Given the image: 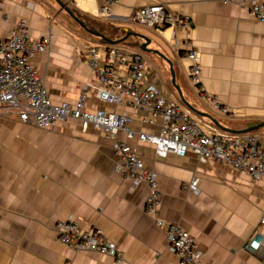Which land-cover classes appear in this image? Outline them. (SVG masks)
<instances>
[{
	"label": "crops",
	"instance_id": "0c3cea01",
	"mask_svg": "<svg viewBox=\"0 0 264 264\" xmlns=\"http://www.w3.org/2000/svg\"><path fill=\"white\" fill-rule=\"evenodd\" d=\"M58 1L103 37L121 39L124 32L146 40L129 36L108 45L83 29L55 0H0V42L20 21L33 42L52 36L49 49L33 58L52 103L74 104L86 91V110L126 115L135 133L158 134L159 120L149 125L147 113L95 97L99 85L86 51L108 45L141 54L151 66L147 82L183 105L169 65L155 53L159 52L171 62L175 85L185 101L224 128L256 127L244 134L258 136L264 150V20L219 0H114L110 17L99 13L104 0ZM154 3L189 17L193 26L174 33L149 30L154 37H148L129 19L136 8ZM146 42L149 51L143 52L140 46ZM189 42L200 60L198 87L189 79L190 62L183 56ZM200 94L216 97L230 114L215 112ZM117 140L127 143L145 168L156 174L159 216L188 232L202 253L201 264H264V254L244 250L257 231L264 232L263 181L254 182L218 161L200 164L191 153L157 159L154 147L140 142L137 135L128 139L119 133ZM118 161L112 140L92 126L83 131L78 122L68 120L40 130L20 123L14 112L0 110V264H117L108 256L74 252L59 243L53 227L69 218L84 231L100 230L116 245L122 264H179L168 251L164 233L144 213L146 186L115 174ZM191 179L198 180L197 192L187 189Z\"/></svg>",
	"mask_w": 264,
	"mask_h": 264
},
{
	"label": "built area",
	"instance_id": "2783aa9c",
	"mask_svg": "<svg viewBox=\"0 0 264 264\" xmlns=\"http://www.w3.org/2000/svg\"><path fill=\"white\" fill-rule=\"evenodd\" d=\"M219 1L245 10L255 20H264V0ZM114 3V0H104L100 15L110 17ZM129 20L159 34L171 29L173 33L188 31L193 26L189 17L171 14L160 3L136 8ZM51 39L52 36L48 35L39 42H33L25 23L20 21L8 37L0 42V110L14 112L20 123L40 130L55 123L73 120L81 125L83 131L90 126L101 131L112 140V150L119 160L114 167L115 174L135 185L146 186L144 213L164 233L168 251L177 257L179 264H201L202 253L188 232L178 224L160 218L161 202L156 174L145 168L143 160L127 143L116 141V138L119 133L128 139L137 135L140 142L154 147L157 159H163L169 154L184 157L191 153L200 164L218 161L248 175L254 182H264V150L259 146V137L218 131L212 124L201 122L177 100L169 97L166 91L147 82L146 76L151 66L141 54L123 52L115 46L94 45L86 51L87 64L99 85L95 97L108 104L124 105L147 113L149 125L159 120L158 134L150 131L135 133L131 129V119L126 115L86 110V91L81 93L74 104H54L33 65V58L49 49ZM183 56L190 62L189 79L198 87L201 84L198 51L189 42ZM200 95L215 112L230 114L229 108L221 105L216 97ZM197 183V179H191L187 189L197 192ZM260 225L264 228V216ZM53 229L58 242L74 252L97 253L112 258L117 264L124 262L116 245L106 240L98 229L84 231L71 218L58 221ZM244 250L263 255L264 232L257 231L253 239L245 244Z\"/></svg>",
	"mask_w": 264,
	"mask_h": 264
},
{
	"label": "water",
	"instance_id": "95a60500",
	"mask_svg": "<svg viewBox=\"0 0 264 264\" xmlns=\"http://www.w3.org/2000/svg\"><path fill=\"white\" fill-rule=\"evenodd\" d=\"M56 3L60 6L61 9H63V11H65L67 14L70 15V17L72 19H74V21H76L83 29H85L88 33H90L91 35L95 36V37H98L100 38L102 41L106 42V44L108 45H112V44H117V43H120L124 40H126L129 36H139L140 38H143L144 40H146L145 37H143L142 35H139V34H136V33H127L123 38L117 40V41H110V40H107L105 37H103L101 34L97 33V32H94V31H90L88 30L66 7H64L61 3H59L58 0H55ZM147 46H148V43H142L141 46H140V49L141 51L143 52H146V51H149L147 49ZM151 52V51H150ZM153 52V51H152ZM159 57H161L170 67V74H171V82H172V85L173 87L175 88L176 92L178 93L179 95V98L182 102V104L188 109V111H190L191 113L197 115V116H200V117H205L207 119H209L211 121V123L217 127L219 130L221 131H224V132H228V133H232V134H238V133H247V132H250L255 128H251V129H247V130H244V131H233V130H230V129H227V128H224L223 126H221L210 114H207V113H202L198 110H196L194 107H192L187 101L184 100L183 96H182V93H181V90L180 88L175 85V75H174V72H173V67H172V64L171 62L165 57L163 56L162 54H160L159 52H155Z\"/></svg>",
	"mask_w": 264,
	"mask_h": 264
},
{
	"label": "rangeland",
	"instance_id": "374dc122",
	"mask_svg": "<svg viewBox=\"0 0 264 264\" xmlns=\"http://www.w3.org/2000/svg\"><path fill=\"white\" fill-rule=\"evenodd\" d=\"M140 28H141V29H139V28H136V29H137V30H140L141 32H144L145 34H147L148 37H151V38L154 37V36L152 35V33L149 32L150 29L147 30V28H145V27H143V26H141ZM151 31H152V30H151ZM142 36H143V35H142ZM156 60H158V59H156ZM158 61H159V60H158ZM162 66H164V65L162 64ZM164 67H165V66H164ZM167 85H168V83H167Z\"/></svg>",
	"mask_w": 264,
	"mask_h": 264
},
{
	"label": "trees",
	"instance_id": "16d2710c",
	"mask_svg": "<svg viewBox=\"0 0 264 264\" xmlns=\"http://www.w3.org/2000/svg\"><path fill=\"white\" fill-rule=\"evenodd\" d=\"M89 28L93 29L91 26H89ZM113 29H114V28H113ZM125 35H126V33L123 32V33H122V37L125 36ZM104 37H105V36H104ZM105 38H106L107 40L110 39L111 41H117V40H119V37L114 38V37H112V36H109V37L107 36V37H105ZM127 39H128V38H127ZM125 41H126V40H125ZM103 42H104V41H103Z\"/></svg>",
	"mask_w": 264,
	"mask_h": 264
}]
</instances>
